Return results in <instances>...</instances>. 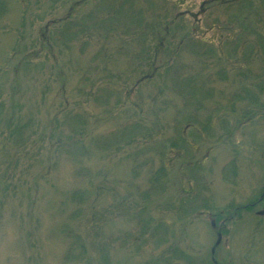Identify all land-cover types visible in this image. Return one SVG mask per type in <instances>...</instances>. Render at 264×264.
<instances>
[{
    "label": "rangeland",
    "instance_id": "374dc122",
    "mask_svg": "<svg viewBox=\"0 0 264 264\" xmlns=\"http://www.w3.org/2000/svg\"><path fill=\"white\" fill-rule=\"evenodd\" d=\"M0 264H264V0H0Z\"/></svg>",
    "mask_w": 264,
    "mask_h": 264
},
{
    "label": "flooded vegetation",
    "instance_id": "af4514ba",
    "mask_svg": "<svg viewBox=\"0 0 264 264\" xmlns=\"http://www.w3.org/2000/svg\"><path fill=\"white\" fill-rule=\"evenodd\" d=\"M261 198H263V197H261Z\"/></svg>",
    "mask_w": 264,
    "mask_h": 264
}]
</instances>
